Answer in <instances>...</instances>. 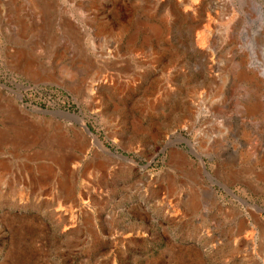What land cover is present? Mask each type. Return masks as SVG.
I'll return each instance as SVG.
<instances>
[{
    "label": "rangeland",
    "instance_id": "rangeland-1",
    "mask_svg": "<svg viewBox=\"0 0 264 264\" xmlns=\"http://www.w3.org/2000/svg\"><path fill=\"white\" fill-rule=\"evenodd\" d=\"M243 2L0 0V264H264V29Z\"/></svg>",
    "mask_w": 264,
    "mask_h": 264
},
{
    "label": "bare ground",
    "instance_id": "bare-ground-1",
    "mask_svg": "<svg viewBox=\"0 0 264 264\" xmlns=\"http://www.w3.org/2000/svg\"><path fill=\"white\" fill-rule=\"evenodd\" d=\"M4 1H8V0H4ZM33 1V0H32ZM154 1H156V0H154ZM161 1V0H160ZM153 3V2H152ZM155 3V2H154ZM244 4H243V6H244V8L246 9V10H248L247 12H248V19L252 22V23H254V24H256L257 22H260L261 23V27H263V28H261V30H263L264 29V2L263 3H261V2H257V1H255V0H245V2H243ZM151 4V3H150ZM157 4H159V3H157ZM156 5V4H155ZM196 5V4H195ZM158 6V5H157ZM218 7H220L221 9H222V11L224 12V10L225 11H227L228 13H229V15H231V13H232V5L229 3V2H225V4L223 5V4H216V2H215V5H213L212 6V8H218ZM154 8H155V6H154ZM225 8V9H224ZM226 13V12H225ZM242 15V14H241ZM227 16V15H226ZM247 17V16H246ZM222 18L224 19L225 18V15H224V17L222 16ZM221 18V19H222ZM241 18V17H240ZM220 19V20H221ZM156 29H158V28H156ZM247 32V31H246ZM220 33V31L218 30V31H215L214 33H211L212 34V36H213V38H216L217 36H218V34ZM257 33V32H256ZM263 34V33H262ZM219 35H221V34H219ZM235 35H236V33H235ZM234 36V35H233ZM252 36V35H251ZM111 55V54H110ZM107 57H109V55L107 56ZM111 57H112V55H111ZM97 82H98V84L100 85L101 84V79H98L97 80ZM12 91V90H11ZM17 97H18V100H22V98H21V96L18 94V93H16V92H14V91H12ZM2 94V93H1ZM1 96V95H0ZM7 96V95H6ZM15 96V97H16ZM14 97V96H13ZM196 101H198V100H196ZM201 101V100H200ZM199 102V101H198ZM21 103V102H20ZM203 104V103H202ZM196 104H194V106H195ZM198 105H199V103H198ZM20 106V105H19ZM197 107V106H196ZM14 108V107H13ZM211 108V107H210ZM21 109H22V111L23 112H30V110H28L27 109V107L25 106V105H22L21 106ZM196 109V108H195ZM221 109V108H220ZM220 109H219V111H220ZM223 109H224V107H223ZM223 109H221V110H223ZM259 109H260V106H259ZM9 110V109H8ZM197 110V109H196ZM224 110H226V109H224ZM40 111H42V110H37V112H40ZM198 114H196V119L195 120H197L198 118H200V116L201 115H203L204 113H208V112H210L208 109H207V107H205V105H201V106H199L198 107ZM196 111V112H197ZM217 111H218V109H217ZM15 112V111H14ZM19 112V111H18ZM41 113H46V114H50V115H53V116H58L59 118H63V119H71L72 121H74V123L75 122H79L80 123V125L82 126V129H83V131L91 138V142H92V145H95V146H97L98 147V149L99 150H101L103 153H105V155H109L110 157H112V158H114V159H122V160H126V161H128L129 163H133L132 161H130V160H127L126 158H124V157H122V156H120V155H116V154H113V153H111V151L109 150V149H107L102 143H101V141L99 140V138L98 137H96L94 134H92L91 133V131L89 130V128L86 126V124H85V122L83 121V119H81V118H79L78 116H74V115H72V114H70V113H66V112H62V111H57V112H50V111H44V112H41ZM19 114V113H18ZM195 115V114H194ZM19 116V115H18ZM20 116H22V115H20ZM19 116V117H20ZM26 116V115H25ZM30 116V115H29ZM13 117V116H12ZM18 117V118H19ZM16 118H17V115H16ZM24 118V117H23ZM27 119V118H26ZM19 120V119H18ZM25 120V119H24ZM26 121V120H25ZM19 123H20V120H19ZM31 124V123H30ZM25 125V124H24ZM27 125V124H26ZM28 126V125H27ZM32 126V125H31ZM14 127H15V125H14ZM33 128V127H32ZM35 128V127H34ZM36 130L34 129V131L33 132H30V133H33L34 134V132H35ZM26 133V132H25ZM35 134H37V133H35ZM39 134V133H38ZM22 135V134H21ZM40 135V134H39ZM36 136V135H35ZM24 137V136H23ZM26 137V136H25ZM217 136H211L210 137V139L208 140L209 141V144L210 145H212L213 144V140L216 138ZM40 138V137H39ZM33 140V139H32ZM187 143H189V141L187 142ZM14 144V143H13ZM189 144H191V143H189ZM27 145V144H26ZM109 157V158H110Z\"/></svg>",
    "mask_w": 264,
    "mask_h": 264
}]
</instances>
